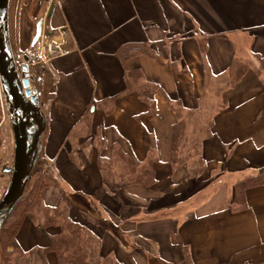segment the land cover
Returning <instances> with one entry per match:
<instances>
[{
  "label": "crops",
  "instance_id": "0c3cea01",
  "mask_svg": "<svg viewBox=\"0 0 264 264\" xmlns=\"http://www.w3.org/2000/svg\"><path fill=\"white\" fill-rule=\"evenodd\" d=\"M40 15L52 183L5 264H75L50 249L63 201L93 264H264V183L235 200L264 169V0H51Z\"/></svg>",
  "mask_w": 264,
  "mask_h": 264
},
{
  "label": "water",
  "instance_id": "95a60500",
  "mask_svg": "<svg viewBox=\"0 0 264 264\" xmlns=\"http://www.w3.org/2000/svg\"><path fill=\"white\" fill-rule=\"evenodd\" d=\"M10 0H0V80L7 103L13 137L14 165L3 171L11 173L9 184L0 199V231L16 204L24 197L32 171L41 152V137L47 128V117L39 102V91L31 87L28 65L20 76L9 31ZM42 33V18L36 23L32 40L35 45Z\"/></svg>",
  "mask_w": 264,
  "mask_h": 264
},
{
  "label": "trees",
  "instance_id": "16d2710c",
  "mask_svg": "<svg viewBox=\"0 0 264 264\" xmlns=\"http://www.w3.org/2000/svg\"><path fill=\"white\" fill-rule=\"evenodd\" d=\"M127 163V162H126ZM130 166V165H129ZM149 172L146 173V183L153 182L152 165ZM129 169V167H128ZM52 183L51 175L42 177L40 173L35 179L34 184L28 188L24 197L16 204L13 211L4 221L0 235L5 245L15 244L16 234L23 222L25 215L32 211L38 210L43 197L44 188ZM264 183V169L259 170L256 174L247 176L235 185V200L241 208L246 207V189L250 186ZM69 202L63 203L56 208L55 218H48L46 225L57 224L62 228V233L50 237L51 246L61 262H74L75 264H93L89 259L88 248L84 243L83 227L74 221L69 215ZM111 264V263H105Z\"/></svg>",
  "mask_w": 264,
  "mask_h": 264
},
{
  "label": "rangeland",
  "instance_id": "374dc122",
  "mask_svg": "<svg viewBox=\"0 0 264 264\" xmlns=\"http://www.w3.org/2000/svg\"><path fill=\"white\" fill-rule=\"evenodd\" d=\"M51 0H10L9 6V31L10 41L13 49L16 65L21 77L22 64H28L32 73L37 75L40 71L38 66L30 65L35 60L36 46L32 45V40L36 32V23L41 18L40 13L46 9ZM41 36H44L41 34ZM43 37H41L42 39ZM40 46L44 44V40L40 42ZM37 73V74H36ZM31 87L35 89V82L33 81ZM0 109L2 119L4 120L3 126L0 129V153L3 151L4 156L0 158V199L5 193L9 184L11 173H5L3 166L12 167L14 165V137L10 115L5 100V95L2 90L0 80ZM2 144V145H1ZM189 147V146H188ZM44 177L45 175H52L50 170L45 168L43 161L39 158L32 171L28 188L34 184L38 174ZM44 175V176H43ZM3 179L6 180L3 184ZM11 245H5L4 240L0 235V264H5L4 260L14 257L13 250H10Z\"/></svg>",
  "mask_w": 264,
  "mask_h": 264
},
{
  "label": "flooded vegetation",
  "instance_id": "af4514ba",
  "mask_svg": "<svg viewBox=\"0 0 264 264\" xmlns=\"http://www.w3.org/2000/svg\"><path fill=\"white\" fill-rule=\"evenodd\" d=\"M33 45V44H32ZM25 64H22L21 65V71H23V66H24ZM28 65V64H27ZM37 74V73H36ZM22 75H23V72H22ZM28 76H29V79H30V83H31V85H32V83H33V81L35 82V81H37V79H39V73L37 74V75H35L34 74V72L32 73V71H31V68H30V66L28 65Z\"/></svg>",
  "mask_w": 264,
  "mask_h": 264
}]
</instances>
